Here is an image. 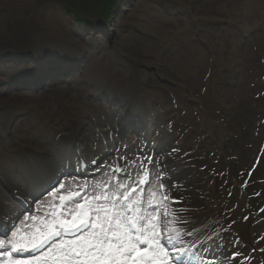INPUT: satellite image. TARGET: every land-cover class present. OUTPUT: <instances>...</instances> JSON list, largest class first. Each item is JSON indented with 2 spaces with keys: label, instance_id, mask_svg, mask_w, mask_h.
I'll use <instances>...</instances> for the list:
<instances>
[{
  "label": "rangeland",
  "instance_id": "obj_1",
  "mask_svg": "<svg viewBox=\"0 0 264 264\" xmlns=\"http://www.w3.org/2000/svg\"><path fill=\"white\" fill-rule=\"evenodd\" d=\"M62 1L66 14L72 20L67 26L68 36L64 35L65 25L61 32L56 33L57 35L44 32L42 31L44 29H41L40 33L44 32V36L40 41L27 39L24 42L25 50H23L20 60L27 65H34L33 69L27 71L28 74L34 72L39 75L14 81L10 83V87L25 92L41 91L48 83L64 85L77 73V65L82 64L83 56L84 58L87 55L100 57L106 53L114 56L112 55L113 49H119L122 56L130 62L128 64L125 61H119V57L116 58V61L120 62L119 68L123 69V66L129 68L130 83L139 88L141 93L148 89H167L165 84H170L173 80L172 75H176L180 81L175 82L173 87L182 85L186 94L189 95L187 99H194L200 106V113L198 117H195V122L202 129L194 126L193 128L189 127L191 130L186 132L184 131L185 124L181 122L182 128L178 134L180 137L168 134L171 137L170 142L174 147L181 148L180 152H194L198 146V139L205 137L202 134L204 128L208 130L206 127L208 126L216 138L215 144H211V146L215 151L219 149L222 152V160H224L223 165L218 167L225 171L222 173L224 176L221 181L223 182L217 188L220 192L214 190V185H209L205 175L207 171H202L204 172L202 176L205 178L200 190L201 194L190 195L192 200L187 203V206L166 207L167 202L162 203L159 198L151 194V189L158 188L156 182L160 181L162 185H159V189L167 192L168 183L165 180H168L167 182L172 180L171 175L176 173L175 170H172L173 165L177 167L181 158L164 159L163 155L167 157L170 153L168 149L164 150L165 154H161L162 157H157L154 153L159 154L157 151L162 153L165 146L162 147L163 149L156 146L152 149L150 147L151 135L150 139L144 143L147 147L146 151L142 147H137L132 138L130 141L134 151H137L136 153L140 154L142 158L149 155L155 159L157 163L154 167L147 165L146 160L137 158L133 151H130V155L126 154V157L120 159L119 163H121V167L133 169L134 172L131 173L134 176L139 172L140 175L135 177L143 182L146 179L143 174L144 170H146L145 173L150 172L153 181L149 183L150 186L145 187L144 196L147 195V197L144 208L152 212L156 205H163L157 209L158 218L162 220L161 231L164 232L163 228L166 225L164 224L166 222L164 213L175 211L172 215H178L181 219L187 218L183 219V223H178L180 228L184 223L185 225L190 223L188 227L182 228L188 232L185 237L197 234L203 227L201 234L192 240L194 244L201 238L212 235L213 242L206 243L210 247L200 249V252H204L205 256L199 254L200 261L211 259L212 261L208 264H264V0ZM35 8L37 9V19L44 20L43 16L46 15L48 6L44 4L43 7L34 6ZM108 11L109 14H107ZM246 23L249 24L251 33L245 38ZM99 34H102L103 42L95 40ZM198 39L200 40L198 41ZM192 43L202 47V53L206 57V60H202L198 65L194 64L193 53L191 54L190 51ZM117 55L115 54V56ZM47 56L50 58H45ZM61 56L75 58L78 62H74L75 66L73 67L62 65L60 68L58 63H55ZM40 60L43 62V70L39 71L37 65ZM169 76H171V81H168ZM138 80L143 82V90L140 89L142 86ZM89 95L92 94L89 93ZM109 107L113 110L111 105ZM151 108V112H156L154 107ZM87 109L91 111H87ZM81 112L95 114L93 107L88 105L77 107V113ZM152 115L155 114L152 113ZM193 116L190 115L189 118ZM168 118L169 116H166L162 122L165 124ZM79 119L83 121L80 116ZM147 119L153 123L151 117L147 116ZM13 127L9 126L4 131L6 137L13 138ZM166 131V133L170 132L168 129ZM193 131L195 133H192ZM220 131L223 132V135ZM104 134L92 137L89 142L90 146L87 148L88 155L109 151L103 137L112 141L115 136L109 138ZM180 134L185 136L181 145L178 142L182 136ZM133 137L139 138V136ZM200 144L206 145L207 142L203 143L202 141ZM188 154L192 155V153ZM43 155L39 158L46 157V154ZM25 157L28 156L25 154ZM113 164L114 161L109 160L107 166L95 178L88 181L75 180L78 182H73L69 188L65 185V189H67H62V191L68 194L85 195L87 193L89 200H92L95 195H100L101 188L111 191L116 182ZM158 167H163V173L157 172ZM128 171L130 170L128 169ZM160 174L164 176V178L161 177L163 181ZM3 179V175L0 174V180L3 181ZM133 179V176L129 179L128 177L118 178L116 185H124L125 188L121 191L129 188L132 196L136 197L138 196L137 190L143 192L144 187L141 188L142 184ZM70 180L66 178L62 183H68ZM87 183L89 186L86 189ZM84 185L86 191L83 188ZM77 187L81 189H77ZM53 190L45 199L47 208L51 210L60 206V200L55 205L48 200L49 196L52 197ZM36 191L39 192L40 189H36ZM211 195L215 197L214 200L211 199ZM10 201L13 204L10 214L12 215L16 210V205L12 200ZM149 201H151L152 207L149 206ZM208 201H215L216 209L212 208L210 211ZM40 207L43 208L42 203ZM47 208L45 210H49ZM202 212L208 213L209 217H202ZM28 216L36 218L33 217L34 215ZM41 216L42 213L38 215V218ZM225 216L228 218L225 223H222ZM43 219L42 217L41 221L44 222ZM51 220L47 219V226L52 222ZM29 222L31 221H24L22 225L18 224L12 231L16 232L15 240L21 241L23 238L26 240L31 235L30 232L32 233L40 223V221L33 224ZM227 226L234 231L231 236L225 237L229 242L230 246H228L231 247V251L228 248L226 250L228 255L224 246L220 247L218 242L220 231L226 230L223 228ZM238 230H241L240 234H238ZM12 232L6 235L4 230H0V240L8 242L13 239ZM19 234L23 237L20 240ZM6 245L3 244V246ZM37 257H39V253ZM41 262L44 261L41 260L39 263Z\"/></svg>",
  "mask_w": 264,
  "mask_h": 264
},
{
  "label": "bare ground",
  "instance_id": "obj_2",
  "mask_svg": "<svg viewBox=\"0 0 264 264\" xmlns=\"http://www.w3.org/2000/svg\"><path fill=\"white\" fill-rule=\"evenodd\" d=\"M44 4L48 6V9L45 12L46 15L43 16L44 20H39L36 16L37 9H34V6L43 7ZM64 9L62 0H0V174L4 177L3 181L0 180V230L5 231L9 224L13 226L9 216L13 204H11L7 188L11 189L12 194H14L15 190L29 194L38 193L36 189L41 190L49 183H52L58 175L64 173L63 170L66 168L68 158H71L70 155L73 156V147L77 141L82 139L79 146L82 148V152L88 155L89 151L87 148L90 146L89 142L92 137H96L97 134L107 133L104 135L109 138L115 136V139H118L119 132L123 128H127L128 131L121 142L127 143L132 138L137 147H142L146 151L147 147L144 143L150 139L151 135L152 143L150 147L152 149L154 146L158 148L165 146L164 149L162 148V153L161 151H157L159 154L154 153L157 157H162L161 154H165L164 150L168 149L170 153L167 157L163 155L164 159L181 158L180 161L176 160L179 163L177 167L173 165L172 170H175L176 173L171 175L172 180L167 182L168 180L164 179L168 183L167 192L159 189V185H162L160 181L156 182L158 188L151 189V194L159 198L162 203L167 202L166 207L187 206V203L192 200L189 197L190 195L201 194L200 190L205 178L202 176L204 173L202 171H207L205 175L209 185H214V190L220 192L217 188L223 182L221 181L224 176L222 173H225V171L218 167L223 165L224 160H222V152L219 149L215 151L211 146V144H215L214 140L216 138L210 128L208 126H206L208 130L204 128L202 135H205V137L198 139V146H196L194 152H180L181 148L174 147L173 143L170 142L171 137L168 134H173V137H177L182 128L181 122L185 124L184 131L186 132L191 130L189 127L193 128L194 126L202 129L195 122V117H198L200 113V106L194 99H187L189 95L186 94L182 85L180 87L178 85L176 88L173 87L175 82L180 81L176 75H172L174 83L171 81V76L168 77V81L170 80L171 83L165 84L167 89H148L141 93L139 88L130 83L131 74L129 68L123 66L124 68L121 69L118 66L119 61H125L128 64L130 62L122 56L119 49H113L112 55L114 56L109 55V53L100 57L87 55L84 58L83 56L82 64L77 65V73L64 85L48 83L45 89L41 91L25 92L22 90L17 91V88L12 89L10 87V83L14 81L24 78L29 79L39 75V73L35 74L34 72L28 74L27 71L33 69L34 65H27V63H23L20 60L23 50H25L24 42L27 39H34L36 42L40 41L44 36V32L57 35L56 33L61 32L62 27H65V25L66 32L64 35L68 36L67 26L72 20H70ZM41 29H44L42 30L44 32L40 33ZM176 29L178 30V28ZM192 35L194 36V32ZM95 40L103 42L102 34L97 35ZM202 49L197 44L192 43L190 45V51L191 54L193 53L194 64L196 65L201 63L202 60H206ZM115 54L118 55L115 56ZM117 57H119V61H116ZM193 57L191 55V59ZM45 58L49 59L50 57L47 56ZM74 62L77 63L78 61L75 58L61 56L57 58L55 64L58 63L57 65L60 68L62 65L73 67L75 66ZM42 64L43 62L40 60L37 65L39 71L43 70ZM138 83L142 86L140 89L143 90V82L138 80ZM89 88L91 89L90 91ZM89 93L92 95L90 96ZM143 94L144 96H142ZM85 105L93 107L95 114L77 113V107H85ZM110 105L113 110L109 107ZM151 107H154L156 112H151ZM87 111L91 110L87 109ZM152 113L155 115L153 116ZM177 114L179 115L178 117ZM190 115L194 116L189 118ZM79 116L83 118V121L79 119ZM147 116L151 117L153 123L147 119ZM166 116H169V118L164 124L162 121L166 119ZM153 125L154 127H152ZM9 126H14L12 128L13 138H8L4 135V131ZM167 129L170 131L169 133H166ZM172 129L175 130L173 131ZM220 133L223 135L222 131ZM133 136H139V138ZM178 137L180 136L178 135ZM184 139L185 136L182 135L178 140L180 145ZM202 141L203 143L207 142V144L201 145L202 143L200 144V142ZM188 153H192V155ZM25 154L28 157H25ZM43 154H46V157L43 159L39 158ZM146 157L151 156L146 155ZM151 159L154 163H157L153 157ZM128 169L134 172L133 169ZM145 172L146 170H144L143 174L146 175V179L151 177L150 172ZM139 175L140 173L138 172L135 176ZM135 176L133 180L142 181ZM161 177L164 178L163 174H160ZM145 181L142 187L140 186L141 188L146 184ZM72 183V179L68 183H62L64 185L63 190L66 187L65 185L69 188ZM60 185L54 190L52 189V197L49 196L48 198L54 205L60 200V196L65 198L69 196L67 192L62 191ZM146 186H150V184ZM137 192L138 196L144 201L142 192L139 190ZM165 194L167 195L166 201L164 200ZM206 195L208 194L206 193ZM241 196L243 197L242 193ZM210 197L213 200L215 198L212 195ZM133 198H135V195ZM45 199L42 201V216L38 220L40 223L32 233L30 232L31 235L26 240L19 234V240L23 238L19 241L20 243L28 242L42 233H46L49 228L54 227L60 221L71 218L67 215H61L64 211L61 204L55 209L52 208V210L47 208ZM192 202L195 203V201ZM208 203L210 204L208 207L210 211L212 208L216 209L215 201H208ZM46 208L49 210H45ZM174 212L168 211L166 222H164L167 225L168 234L182 238L185 247L188 249L187 257L192 260L193 264H202L198 260L196 251L210 247L206 243L212 241V235L205 236L194 244L192 240L201 234L203 227L200 228L197 234L185 237L188 232L182 228L188 227L190 223L188 222L187 225L184 223L180 228L178 223H183V219L186 220L187 218L181 219L178 215H172ZM201 216L209 217V214L202 212ZM42 217L44 222L41 221ZM226 218L228 217H223L222 223H225ZM47 219H52L48 226L46 225ZM16 227L13 226V230ZM223 229L231 230L232 234L234 232L229 226ZM240 233L241 230H238V234ZM4 244H7L6 246L9 245L8 242H4ZM202 253L204 255V252ZM26 258H29V256L18 259ZM0 260V264H7L8 257L4 255ZM42 263L44 264V262Z\"/></svg>",
  "mask_w": 264,
  "mask_h": 264
},
{
  "label": "snow or ice",
  "instance_id": "obj_3",
  "mask_svg": "<svg viewBox=\"0 0 264 264\" xmlns=\"http://www.w3.org/2000/svg\"><path fill=\"white\" fill-rule=\"evenodd\" d=\"M146 159L151 162V157ZM124 188L122 184L113 185L111 191L101 188V194L92 200L80 193L60 196L61 215L71 218L27 243L15 240L16 232H12L13 239L8 241L12 251L3 253L7 264H39L41 260L44 264H184L188 249L183 239L168 234L167 225L160 231L157 209L163 205L149 212L140 196L133 198L127 189L121 191ZM62 236L72 239H56ZM3 244L0 241V246ZM13 252L28 253L29 258L13 259Z\"/></svg>",
  "mask_w": 264,
  "mask_h": 264
},
{
  "label": "trees",
  "instance_id": "obj_4",
  "mask_svg": "<svg viewBox=\"0 0 264 264\" xmlns=\"http://www.w3.org/2000/svg\"><path fill=\"white\" fill-rule=\"evenodd\" d=\"M107 14H109V11H108V13Z\"/></svg>",
  "mask_w": 264,
  "mask_h": 264
}]
</instances>
